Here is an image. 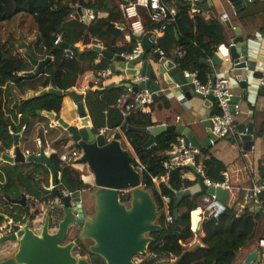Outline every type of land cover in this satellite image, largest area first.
<instances>
[{
	"label": "trees",
	"instance_id": "1",
	"mask_svg": "<svg viewBox=\"0 0 264 264\" xmlns=\"http://www.w3.org/2000/svg\"><path fill=\"white\" fill-rule=\"evenodd\" d=\"M161 1L166 5L169 3L171 5L169 7L173 6L177 14L175 20L167 26L163 36L158 39L157 48L163 52L165 58L169 57L171 52L178 51V68L181 71L194 73L201 84H206L210 79V70L201 61L211 60L218 47L226 43L223 27L212 20H205L199 13H190L187 4L182 0ZM78 2L79 0H0V32L1 25L17 15L29 16L37 38L33 51L28 45V53L36 60L50 58L39 73L30 77L22 76L24 72L33 71L32 65L23 55L16 52L17 45L13 41L3 43L0 40V148L8 151L13 145V135L8 133L9 130H12L14 135L21 133L22 138L19 142L21 144L35 131L37 120H47L41 115L42 113L54 115L60 113L63 97L47 93L29 98V93L35 94L48 88L66 93L75 87L77 79L86 72L96 73L109 68L111 62L91 50V46L77 48V55L72 54L69 58V51L60 48L62 43L76 48V44L88 36L107 52L114 55L127 54L139 42V38L130 28L132 21L139 20L146 33L156 26L149 20V11L142 7L136 8L137 17L123 19L120 5L134 4L136 0H82L83 8L104 14V17H99L87 25L80 22L77 16ZM116 25L125 27V32L130 34L129 41L124 40V33L115 29ZM56 37H59L60 41L55 45ZM110 88L111 86L106 87L105 93L101 94H97L96 90H88L84 94L91 131L98 134L103 128L113 130L120 127L133 155L146 168V172L141 176V185L151 193L157 209L161 210L162 203L150 177H158L162 174L161 163L165 152L176 141L178 135L174 132L161 133L157 135L154 145L149 149L143 148L147 135L135 129L153 127L159 124V121L153 122L150 113L139 110L131 112L128 118L123 120L116 99L124 94L125 88ZM14 93L18 98L13 95ZM159 102L167 106L164 98H158L153 101L151 107ZM162 105H158V108ZM22 127H25L24 131L21 130ZM49 131L45 136L41 130L38 132L37 147L44 150L45 144L48 143L54 150L49 157L57 168L59 181L55 188L45 193L40 186L42 182L46 187L49 186L47 179L43 180L42 176V172H48L46 167L36 163L15 165L14 174L10 173V179L14 181L15 198L19 199L21 190L27 197L24 208L16 206L17 228L26 220L32 222L36 216L42 214L41 203L48 213L50 207L54 206L51 204L55 200V191L60 194H71L91 189L82 181L79 170L60 161L63 136L60 137L59 132L49 133ZM82 135L86 137L83 130ZM34 145L36 146V143ZM35 146L28 145L30 154L38 151ZM72 148L78 149L76 144ZM206 154V151H201L200 161L205 177L215 183L222 182L221 173L224 170L222 164L213 157H206ZM132 166L135 167L134 161ZM188 170L181 168L172 171L168 182L160 185L161 196L169 199L168 214L174 219L173 212L177 210L178 217L169 224L164 215H160L158 224L161 231L150 235L154 240L148 246V254L151 257L140 264L171 261L177 259L184 251L187 253L180 264H236L239 251L255 249L258 241L264 238L262 210L245 209L243 213L238 214L233 205H226L215 222L203 221L201 224L203 236L199 237L198 245L192 243L191 229L195 231L196 227L192 225L190 214L199 207L198 201L204 195L195 194L175 205V193L196 183L195 175L192 180L188 178ZM181 174H184V179H180ZM5 176L7 182L8 170H5ZM119 199L123 203H128L130 195L127 192ZM262 199L264 202V196ZM34 201H37L36 207ZM59 214L56 216L57 220ZM79 254L85 257L89 264H105L100 257L90 254L84 246H81Z\"/></svg>",
	"mask_w": 264,
	"mask_h": 264
},
{
	"label": "water",
	"instance_id": "2",
	"mask_svg": "<svg viewBox=\"0 0 264 264\" xmlns=\"http://www.w3.org/2000/svg\"><path fill=\"white\" fill-rule=\"evenodd\" d=\"M81 1L79 0L76 13L81 15ZM220 1V0H218ZM232 9L234 15L242 13L249 5H254L250 0H224ZM212 6L211 0H202L193 6L187 5L188 9L200 11ZM225 27L231 29L230 23L225 22ZM234 37L231 39L232 46L228 47L229 61L240 62L233 68L240 70L241 74L236 78L242 89V96L245 98L250 92L251 84L247 83L246 65L249 55L251 40L244 37L239 29H233ZM141 38L143 51L137 58L130 62L121 55H114L102 49L100 46L91 45V50L99 54L100 57L108 61H119L133 66L139 65L140 78L143 81L139 86L134 87V91L142 88L152 92L153 101L172 94L175 90L182 92L186 98L195 97L203 101L204 105L210 107L216 101L212 96V89L215 83V70L221 65L222 60L217 54L210 61L202 60L201 63L210 67L211 86L210 93L203 96L195 92L191 83V78L184 77L183 71L178 68L177 55L171 60L160 56L158 53H151L153 46L148 41V37L142 33L136 34ZM60 48L67 50L73 55H77V48L69 47L62 43ZM18 49L23 53V57L32 65L33 71L24 72L22 76H33L39 73L43 67L50 61V58L43 60L34 59L26 50V44L21 43ZM148 54L150 61L144 60V55ZM155 67H154V66ZM111 73H114V66L109 65ZM129 84H120L111 87L127 88ZM260 93L264 92L263 87H258ZM106 89L96 90L97 94L105 93ZM47 93L64 97L71 100L76 120L73 124L65 122L60 116L44 112L43 114L49 120L55 121L56 124L65 133L63 141L72 142L77 145L81 151L80 162L87 167L92 176L90 188L71 194H60L55 191V204L61 211V219L57 224L55 233L50 234L47 226L50 217H45V222L41 234L35 235L31 229L30 221H27L24 227L12 236L17 242V251L15 255L7 260L1 261L0 264H89L83 257L74 256L72 249L80 241H89L90 245L87 251L90 254L100 257L105 264H136L133 258L136 256H145L148 253V246L154 242L151 234L161 231L158 224L160 211L157 209L155 202L148 190L141 185V176L132 166V156L128 150L121 146V143L113 136L111 141L107 142L103 134H94L91 131V122L84 102V95L77 93L75 90H69L66 93L48 88L35 94L30 93L29 98L33 96H42ZM240 97H233V102H238ZM39 113V112H38ZM204 127L210 132L212 121L209 119L203 123ZM82 130L86 134L83 137ZM141 133H148V139L143 148L155 144L157 135L164 132H174L185 139L186 144L201 151L209 147L210 133L205 141L199 142L188 128L179 124L176 126H156L149 128L135 129ZM252 126L248 125L246 134L239 136L243 142V147L251 148L252 146ZM19 134L13 136V145L15 146L13 157H8L4 152H0V162H13L15 165L25 163H36L46 167L50 174V186L55 188L59 181V173L55 164L49 156H46L42 150L39 154L29 155L24 158L19 145ZM45 193H49L47 188H41ZM121 192H128L130 199L128 203H123L119 199ZM205 196H214L217 201L216 215L209 219L215 222L217 217L223 211L226 204L227 190L220 188L207 187L203 183L202 177H197L194 186L178 191L175 193V205H178L183 199L189 198L195 194ZM83 198H89L92 205V214L89 215L82 204ZM27 197L20 191L19 199L14 201L15 206L24 208ZM44 212V211H43ZM174 219L177 220V210L173 212ZM37 217V216H36ZM35 217V218H36ZM55 222L57 218L53 217ZM75 228L79 229L77 238L66 245L69 231ZM187 251L173 261L162 260L159 264H180ZM257 260V251L254 250L246 255L241 264H253Z\"/></svg>",
	"mask_w": 264,
	"mask_h": 264
},
{
	"label": "crops",
	"instance_id": "3",
	"mask_svg": "<svg viewBox=\"0 0 264 264\" xmlns=\"http://www.w3.org/2000/svg\"><path fill=\"white\" fill-rule=\"evenodd\" d=\"M250 1L254 2V5L247 6L245 10L238 15H234L232 9L224 0H220V1L211 0L212 6L208 7L207 9H202L200 11L189 9L190 13H199L205 20H212L217 24H219L221 27H223V35L226 39V43L219 46L217 52L215 53L222 60L221 65L215 70V74L216 77L223 76L227 78L230 82V85L232 86L233 95L235 97H240V100L238 101L240 107V113L235 119L238 125V129L242 130L244 127L247 128L248 125H251L253 130L252 146L249 149L243 147V142L240 140L239 136H234L217 141L214 146H209L201 150V151H206L207 153L206 157L208 156L213 157L222 164L224 168L222 173L226 175L229 184V189H226L227 197H226L225 206L233 205L236 208L238 214L243 213L245 209L253 210L251 204L247 203L244 205L242 203L241 190L251 186L252 184L264 183V92L260 93L258 90H256L259 87L258 78L261 75L262 65L264 62V33H263L264 0H250ZM167 6L169 7L171 5L168 3ZM101 14H102L101 17H104V14L103 13ZM223 14L228 15V22L231 25V29H227L225 27V22L227 21L221 20V16ZM19 16L21 15H17L16 17L8 21L9 25L7 26L11 28L10 25L12 23L14 25V20L15 19L17 20ZM234 28L239 29V31L244 37L251 40V45H250V50L246 65L247 68L246 79H247V83H250L252 87L250 89L249 94L245 98L242 96V89L239 86V82L236 80V78L241 74V71L234 69L231 61L229 62L224 61L225 58H229L227 47L229 44H231V39H233L234 37V33H233ZM15 29H16L15 30L16 34L13 33V35L16 37L17 36L20 37L19 30L17 28ZM162 36L163 35L159 36L158 39H160ZM35 41L36 39L32 42L30 38H26L20 40L18 45L21 43H25L26 50L28 51L30 48V50L33 51ZM93 43H96L95 40H92L90 37L86 36L82 42L76 44V48H81L83 46H91ZM18 45L16 46L17 47L16 49H18ZM28 45L29 48L27 49ZM139 45L142 52H144L143 51L144 49L141 45V38H139ZM18 52L21 53V55L23 53L20 50ZM175 55H177L178 58L179 56L178 51L171 52L170 56L166 58L171 60L175 57ZM144 60L150 61L148 54L144 55ZM207 61H210V59H208ZM110 64L114 66L115 72L112 73L111 76L107 78V80L105 81V85L102 89H105L108 86L114 87L120 84H127L132 81L134 75L137 73V71H139V65L133 66L115 60L111 61ZM208 68L210 70V67ZM93 76L94 73L92 71L86 72L82 77L77 79L75 87H73L71 90H75L77 93H82L84 87L89 86V84L91 83ZM162 98L165 99V102L167 104L166 107L162 105L163 104L162 102H159V104L153 105V108L155 110H153L151 104L150 106H148L145 112L151 114V118L153 122L159 121V124H156L153 127L161 126V125L176 126L181 124L184 127L188 128L189 131L193 133V135L197 138L199 142L205 141L207 139V135L209 132L204 127L203 123L209 120L213 115L219 113L215 104L211 105L210 107H207L204 105L202 100L195 97L186 98L182 92H179L177 90L172 92V94H168ZM160 104L162 106L158 108V105ZM212 111L214 112L212 113ZM41 115L45 117L43 113ZM59 116L69 124H73L74 121L76 120L74 106L71 100L69 99V97L65 95L62 100ZM176 117L179 118L178 121L175 120ZM49 121H50L49 119L45 121L37 120L35 123V129L36 127H40L38 129L39 131L41 130L43 134V130L48 129L46 128V126L48 127ZM54 131L59 132L60 137L62 136L65 137V133L62 131V129L59 126L53 128V130L49 131V133L50 132L52 133ZM34 133H36V131H34ZM146 135L148 139L149 134L146 133ZM63 137L61 138L62 141H63ZM21 138L22 137L20 136L18 141V145L21 152H24L25 150L29 151L30 149L28 148V145H30V147L35 146L34 143H36L35 147H37L36 134L35 135L30 134L29 138L20 144L19 142ZM37 149L38 151L36 153H31V154H39L40 148L37 147ZM42 151H45V149L44 150L42 149ZM51 151L54 152L53 149H51ZM79 166L75 168L80 172H82ZM193 175L194 173L192 169H189L188 178H190V180L193 179ZM42 176H43V180L47 179L50 185L49 171L47 173L42 172ZM81 177H82L81 178L82 181L85 184L90 185L92 176L90 175L89 172L87 175L85 176L82 175ZM40 188H47V187L42 182ZM85 193L86 191H83L82 195H84ZM204 197L205 195L202 196L199 200H203ZM33 204L35 207L38 205L37 201H34ZM82 204L84 206V209L88 212L91 206V200L89 198H83ZM53 205L54 207H56L57 204H55L54 202ZM40 209L43 211L46 209L43 203L40 204ZM43 216L44 214L37 216L33 220V222H42L43 224L42 221V218H44ZM56 216L58 215L56 214ZM56 216L55 218H57ZM202 236L203 235L201 234L200 237ZM254 250H256V248L253 250L243 249L239 251L237 254L236 264H241L244 258L246 257V255Z\"/></svg>",
	"mask_w": 264,
	"mask_h": 264
},
{
	"label": "built area",
	"instance_id": "4",
	"mask_svg": "<svg viewBox=\"0 0 264 264\" xmlns=\"http://www.w3.org/2000/svg\"><path fill=\"white\" fill-rule=\"evenodd\" d=\"M182 1L190 6H193L196 3L201 2L202 0H182ZM137 7L146 8L149 11V20L152 23H154L156 26L153 29L149 30L146 33V36L148 37L149 43H151L153 46L151 52L158 53L160 56L163 57V52L157 48L158 37L163 35L169 23L175 20L177 14L175 8L168 7L161 0H136L134 4L120 5V10L122 12L123 19L128 20L137 17V10H136ZM101 15H102L101 13H94L90 9L81 7V15L80 16L77 15V16L80 22H83L84 24L88 25L91 22L95 21L97 18L101 17ZM221 20L228 21V15L223 14L221 16ZM130 28L132 32L135 34L142 33L143 35H145L144 27L139 20L132 21L130 23ZM115 29L121 33H124L125 41L130 40V34L125 32V27L123 25H116ZM59 41L60 38L56 37L54 44L55 45L58 44ZM92 45L100 46L97 43H93ZM230 46H232V44L228 45V47ZM141 53L142 50L138 42L135 48L130 53L121 54V56H123L126 59V61L130 62L131 60L137 58ZM68 57L71 58L72 53L69 52ZM224 61L229 62V58H225ZM238 64H240V62H235V63L232 62L233 67L237 66ZM111 74L112 73L109 68L94 73L93 79L91 81V87L89 86L84 87L82 94L84 95L85 92L88 90L102 89L105 85V81L109 76H111ZM183 75L184 77L191 78V83L195 88V92L203 96H206L210 93L211 78L208 80L206 84H201L200 81L196 78L194 73L183 71ZM142 81L143 79L140 78L138 73H136L132 81L128 83L129 86L125 88L124 94L120 95L116 99V104L120 109V116L123 120L127 119L130 113L135 110H139L145 113L148 106H150L153 103L152 92H150L148 89L142 88L140 90L134 91V87L139 86ZM258 85L259 87L264 88V62L262 65L261 75L258 78ZM211 93L214 100L216 101L215 106L219 111V113L213 115L210 118V120L212 121V129L209 132L211 135V139L209 140V146H214L217 141L223 139H227L234 136H242L246 134L247 128L244 127L242 130H239L235 120L238 114L240 113V107L238 102H233L234 95L229 80L223 76H217ZM175 120L178 121L179 118L176 117ZM55 127H58L56 122L50 120L48 123V128L53 129ZM21 130L24 131L25 127H22ZM47 132L48 130L44 129L43 135H46ZM8 133L14 136L12 130H9ZM98 134H103L107 142L111 141L112 137L114 136L115 139H117L120 143L123 142L126 145L128 151H131V149L128 146V142L125 136L123 135L120 127H116L113 130H108L107 128H103L99 130ZM19 136H21V133L19 134ZM62 142L63 143L61 144L60 148L63 151L59 156L60 161L67 165H71L74 168L78 167L77 164L80 163V157L82 155L81 151L79 149L72 148L74 145V143L72 142H65V141ZM45 145H46L45 151H43V153L46 156H49V154L52 151L48 143H46ZM151 146L145 149H149ZM14 150H15V146L12 145L11 149L8 151L9 155L12 157L14 155ZM22 154L25 159L29 155H32L27 150L22 152ZM131 156L133 158L132 162L133 161L135 162V167L133 168L140 174V176H142V173L146 172L145 166L141 164L139 160L135 158L134 155ZM201 156H202L201 151L192 147L190 144H186L185 139L182 136H178L176 138V141L172 143L169 149L165 152L164 160L161 163L163 170L162 174L158 177H150L152 185L154 189H156L162 203V208L161 210H159L160 215L163 214L166 222L169 224H172L174 221L173 217L168 214L167 204L169 199L165 196H161L159 192V187L161 184L168 182L172 171L181 168L192 169L196 179L197 177H202L205 186L212 188L229 189L227 177L223 173H222L223 180L222 182L219 183L212 182L205 177L204 169L200 161ZM184 178H185L184 174H181L180 179H184ZM47 189L51 191L53 188L49 185ZM124 194L126 193L121 192L119 194V197ZM241 195H242L241 201L244 205L247 203L251 204L253 210H262L264 213V208H263L264 202L262 199V197L264 196V183L252 184L251 186L244 188L243 190H241ZM203 202L205 203L203 209L199 207L197 208L200 211V214L198 216L196 229L195 231L191 229L193 233L192 243L194 244H199V237L201 236V234L203 235L201 231V224L203 223V221L209 220L210 218L214 217L217 211V207H216L217 201L214 196H205L203 198ZM44 212H42V214H44ZM33 223L34 225L32 226L31 231L35 235L39 236L43 224L42 222H33ZM256 251H257V260L253 264H258L259 261H261L259 264H264V238H261L258 241ZM150 257L151 255L147 253L145 256L134 257L133 261L136 264H140L145 260L149 259ZM173 260L174 259H172L171 261Z\"/></svg>",
	"mask_w": 264,
	"mask_h": 264
},
{
	"label": "flooded vegetation",
	"instance_id": "5",
	"mask_svg": "<svg viewBox=\"0 0 264 264\" xmlns=\"http://www.w3.org/2000/svg\"><path fill=\"white\" fill-rule=\"evenodd\" d=\"M0 152H4L8 157H12L9 155L7 150L0 148ZM14 168L15 164L13 162H0V262L10 259L15 255L17 251V242L11 237L15 236V233L20 231L27 222L26 220L24 224H21L18 228L16 227V206L14 204L16 198L14 190V181L13 179H10V173L12 172L14 174ZM5 170H8L9 179L7 182L5 181ZM87 213H89V211ZM54 214H59V219L57 222H55V220L53 219V217L56 216ZM47 215L50 217L47 229L50 234H53L55 233L57 229V224L61 219V211L57 207H50L48 213L44 212V218H42L43 225L45 222V217ZM33 225V221L30 222L29 228L31 229ZM78 232V228L73 229L72 232L70 230L69 234H71V236L69 237L68 234L66 241L63 242V245L73 242L77 238ZM85 243L90 244L89 241H80L78 245L73 247L72 253L74 256L83 257L81 256V254H79V252L81 246H84L86 249L88 248V244Z\"/></svg>",
	"mask_w": 264,
	"mask_h": 264
},
{
	"label": "rangeland",
	"instance_id": "6",
	"mask_svg": "<svg viewBox=\"0 0 264 264\" xmlns=\"http://www.w3.org/2000/svg\"><path fill=\"white\" fill-rule=\"evenodd\" d=\"M33 23H32V20L30 19V17L29 16H27V15H21V16H19V18H17V20L15 19L14 20V25H13V23L10 25V27L11 28H9L7 25H9L8 24V22H6V23H3L2 25H1V32H0V40L3 42V43H8V42H10V41H13L14 42V44H16V45H18V43H19V41L20 40H22V39H26V38H30L31 39V41L33 42L36 38H37V34H36V31H35V28H34V26L32 25ZM13 26V27H12ZM15 28H17L18 30H19V35H20V37L19 36H14L13 35V33H15ZM22 28V29H21ZM16 34V33H15ZM24 37V38H23ZM17 48V47H16ZM19 51V49H16V52L17 53H19L18 52ZM21 51V50H20ZM22 52V51H21ZM21 54V53H20ZM14 96H16L17 98H18V96H17V94L16 93H14L13 94ZM43 121H45V120H43ZM38 128H40V127H36V129H35V131H36V133H34V132H32L31 134H33V135H37L38 134V132H39V129ZM122 144H121V146L124 148V149H126L127 150V147H126V145L123 143V142H121ZM130 153H131V155H133V152L132 151H129ZM80 168H81V170H82V172H80L81 173V176L82 175H87L88 174V170H87V167L85 166V165H83V164H77ZM91 175V174H90ZM82 178V177H81ZM124 193H127V192H124ZM198 204H199V208H201V209H203V206L205 205V203L203 202V200H199L198 201ZM89 215L90 214H92V205L90 206V208H89ZM37 234H38V232H37ZM71 236V234H69V237ZM85 244H88V246L90 245L89 243H85Z\"/></svg>",
	"mask_w": 264,
	"mask_h": 264
},
{
	"label": "bare ground",
	"instance_id": "7",
	"mask_svg": "<svg viewBox=\"0 0 264 264\" xmlns=\"http://www.w3.org/2000/svg\"><path fill=\"white\" fill-rule=\"evenodd\" d=\"M199 214H200V211L198 209L193 211V212H191V214H190L192 225L195 226V227H196L197 222H198Z\"/></svg>",
	"mask_w": 264,
	"mask_h": 264
}]
</instances>
